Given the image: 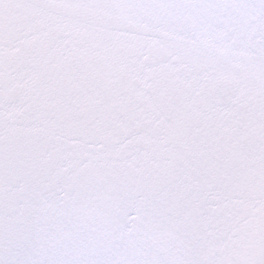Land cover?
<instances>
[{
	"label": "snow or ice",
	"instance_id": "1",
	"mask_svg": "<svg viewBox=\"0 0 264 264\" xmlns=\"http://www.w3.org/2000/svg\"><path fill=\"white\" fill-rule=\"evenodd\" d=\"M0 264H264V0H0Z\"/></svg>",
	"mask_w": 264,
	"mask_h": 264
}]
</instances>
